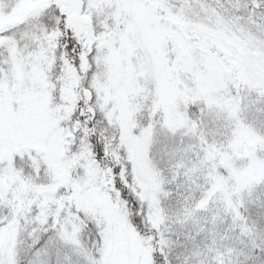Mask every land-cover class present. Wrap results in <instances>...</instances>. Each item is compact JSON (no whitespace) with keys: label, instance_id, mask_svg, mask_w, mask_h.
Instances as JSON below:
<instances>
[{"label":"snow or ice","instance_id":"snow-or-ice-1","mask_svg":"<svg viewBox=\"0 0 264 264\" xmlns=\"http://www.w3.org/2000/svg\"><path fill=\"white\" fill-rule=\"evenodd\" d=\"M0 264H264V0H0Z\"/></svg>","mask_w":264,"mask_h":264}]
</instances>
